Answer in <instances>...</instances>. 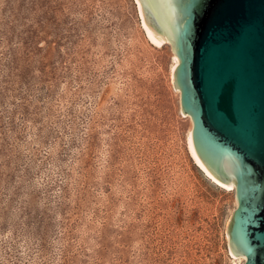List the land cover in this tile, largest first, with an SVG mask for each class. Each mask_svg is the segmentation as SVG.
<instances>
[{
	"label": "rangeland",
	"instance_id": "1",
	"mask_svg": "<svg viewBox=\"0 0 264 264\" xmlns=\"http://www.w3.org/2000/svg\"><path fill=\"white\" fill-rule=\"evenodd\" d=\"M173 64L135 0H0V264L243 263Z\"/></svg>",
	"mask_w": 264,
	"mask_h": 264
},
{
	"label": "water",
	"instance_id": "2",
	"mask_svg": "<svg viewBox=\"0 0 264 264\" xmlns=\"http://www.w3.org/2000/svg\"><path fill=\"white\" fill-rule=\"evenodd\" d=\"M155 46L177 60L172 86L203 170L234 187L233 258L264 264V0H135Z\"/></svg>",
	"mask_w": 264,
	"mask_h": 264
},
{
	"label": "bare ground",
	"instance_id": "3",
	"mask_svg": "<svg viewBox=\"0 0 264 264\" xmlns=\"http://www.w3.org/2000/svg\"><path fill=\"white\" fill-rule=\"evenodd\" d=\"M142 21V20H141ZM142 25H143V23H142ZM143 28H144V26H143ZM144 30H145V28H144ZM145 33H146V35H147V37L149 38V36H148V34H147V32H146V30H145ZM149 40H150V38H149ZM151 41V40H150ZM152 42V41H151ZM173 61H174V64H173V67H172V71H173V69H174V66L176 65V63H177V60L173 57ZM171 71V72H172ZM190 132H191V128H190V130H189V134H190ZM189 147H190V152H191V154H192V157H193V159H194V161H195V163H196V165H197V167L210 179V180H212L214 183H216V185H219L220 187H225V188H227L228 190H230V191H233L234 190V187L233 186H231L230 188L229 187H226V186H224V185H222V184H220L219 182H217L215 179H213L211 176H209L204 170H203V168L199 165V163L197 162V160H196V158H195V156H194V154H193V152H192V149H191V144H190V140H189ZM238 261H242L241 259H237Z\"/></svg>",
	"mask_w": 264,
	"mask_h": 264
},
{
	"label": "trees",
	"instance_id": "4",
	"mask_svg": "<svg viewBox=\"0 0 264 264\" xmlns=\"http://www.w3.org/2000/svg\"><path fill=\"white\" fill-rule=\"evenodd\" d=\"M29 44H31L32 47L34 48V46H33L34 43L32 42V40L30 41ZM16 61H17V59H15V58L12 59V61L10 62V65H12V66L16 65ZM13 70H15L16 72H18L17 79L19 80V82L21 84H24L25 79H26V76H27V71L24 69V67H20V68L14 67Z\"/></svg>",
	"mask_w": 264,
	"mask_h": 264
}]
</instances>
